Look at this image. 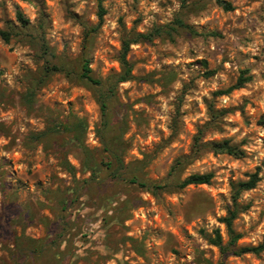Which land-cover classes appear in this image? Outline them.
I'll return each instance as SVG.
<instances>
[{
	"label": "rangeland",
	"instance_id": "374dc122",
	"mask_svg": "<svg viewBox=\"0 0 264 264\" xmlns=\"http://www.w3.org/2000/svg\"><path fill=\"white\" fill-rule=\"evenodd\" d=\"M226 1L232 9L101 0L97 25L98 0H0V29L11 32L0 37V264H264V251L223 256L203 236L218 228L228 242L220 218L231 183L256 172L233 227L236 247L264 239V0ZM176 18L189 28L165 32ZM155 27L164 31L130 45L132 76L106 96L102 115L122 40ZM83 59L100 84L81 76ZM49 64L66 70L46 72ZM239 76L249 80L217 94ZM209 105L201 140L228 139L241 156H190ZM203 172L213 173L209 184L176 186ZM132 176L170 186L155 192Z\"/></svg>",
	"mask_w": 264,
	"mask_h": 264
},
{
	"label": "trees",
	"instance_id": "16d2710c",
	"mask_svg": "<svg viewBox=\"0 0 264 264\" xmlns=\"http://www.w3.org/2000/svg\"><path fill=\"white\" fill-rule=\"evenodd\" d=\"M35 1L36 3H39L40 5V0H32ZM216 3H218L221 7H223L225 10H230L232 9V5L227 2L226 0H215ZM104 8L102 6L101 0H98V23L97 25H100L102 20H103V15H104ZM16 16L18 21L22 26H25L28 24V20L25 19L20 11L16 12ZM175 25L174 26H169L170 31H165L169 34H171V31H176L177 28H189V26L184 23L182 18H176L174 21ZM164 30L161 27H155L151 31L146 32V33H135L132 36L126 37L122 40L121 42V52L119 55V62L121 64L122 70L120 73H118L113 81L110 82L108 85L107 89L105 92L100 93L99 95V102L101 106V111L102 115L106 114V96H109L111 92L114 91L115 85H117L120 82L127 81L131 78V71H132V66L127 58V54L130 49V45L142 40H151L154 36L159 35L163 32ZM11 32L7 29H0V37L8 41L10 38ZM41 47L44 51L48 50V46L44 42V39H42L41 42ZM66 70L62 65L60 64H49L45 65V71L46 72H51V71H62ZM81 76L85 78L88 82L94 83V84H100L101 81L99 79H96L92 76L91 74V68L89 66V60L88 59H83L82 64H81ZM249 80L248 76H239L234 83L229 89L224 90V91H218V95L225 94L232 88H238L242 87L243 84ZM208 110L210 113V120L208 123H206L203 127L199 128L197 131V134L194 137V142H193V149L191 151L190 156L197 155L202 149L204 148H210L214 150L215 152H225L234 156H241L243 154V151L235 144H232L228 139H224L222 141H202L201 137L206 129V126L210 124V122L214 119V108L212 106H208ZM213 118V119H212ZM107 121L104 122V125L106 124ZM57 128L61 127L63 129L68 128L65 124L63 123H57ZM73 130L76 131V133H79L81 130H83V124L80 122H76ZM72 139L80 144V138L78 134H75ZM190 156H185L182 158H179L175 165H173V170H177V168L182 165L187 159H189ZM213 178V173L212 172H203V173H191L187 175L183 180L179 181L176 186L178 187H184L188 184H209ZM259 180V177L256 172L250 174L249 178L245 180H239L237 182L231 183V203L227 207L226 210V215L220 218V221L225 225L227 233H228V242L225 244L223 243L222 236L220 233V230L218 228H215L212 230L211 233H206L203 231V236L206 239V241L209 244H212L216 246L219 249V252L224 256L229 253L235 254V255H240L242 253L246 252H251L254 254H259L260 252L264 251V239L259 242L256 245H244V246H239L236 247V241L240 238V234L235 232L234 227H233V221L237 217V215L243 211L246 206L241 205L239 203V197L243 191L249 190L253 188L256 185V182ZM131 182H137L140 186L145 187L149 190L152 191H157V190H162L170 186V183H163V184H156V183H147L144 181H140L137 179V177L132 176L130 177ZM208 264H212L208 262ZM217 264H221V262H218Z\"/></svg>",
	"mask_w": 264,
	"mask_h": 264
}]
</instances>
